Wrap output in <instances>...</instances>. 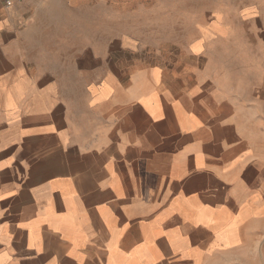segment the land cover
I'll return each mask as SVG.
<instances>
[{
	"label": "crops",
	"instance_id": "0c3cea01",
	"mask_svg": "<svg viewBox=\"0 0 264 264\" xmlns=\"http://www.w3.org/2000/svg\"><path fill=\"white\" fill-rule=\"evenodd\" d=\"M188 3L0 2V264H230L264 239V0Z\"/></svg>",
	"mask_w": 264,
	"mask_h": 264
},
{
	"label": "rangeland",
	"instance_id": "374dc122",
	"mask_svg": "<svg viewBox=\"0 0 264 264\" xmlns=\"http://www.w3.org/2000/svg\"><path fill=\"white\" fill-rule=\"evenodd\" d=\"M124 1V14L125 15H146L149 10H156L157 12L163 11V0H154L155 3H151L153 0H123ZM187 4L188 10L196 11L197 7L204 6L205 9H210L213 6L223 5L227 3V0H203L202 3H197L196 0H188ZM181 2L183 0H172V8L174 10H179L181 6ZM155 5V6H153ZM145 26H148L146 23ZM263 49L261 47H256L255 55H256V71L259 73L263 69L264 59L261 57ZM261 83L260 79L256 80V84L259 85ZM242 91L245 93H249V87L247 86ZM261 124L264 123V111L260 112ZM254 130V137L256 141L259 143L260 151L264 153V126H260ZM254 138V140H255ZM252 248V254L241 256L239 259H236L235 262L230 264H264V239L261 241H257Z\"/></svg>",
	"mask_w": 264,
	"mask_h": 264
},
{
	"label": "built area",
	"instance_id": "2783aa9c",
	"mask_svg": "<svg viewBox=\"0 0 264 264\" xmlns=\"http://www.w3.org/2000/svg\"><path fill=\"white\" fill-rule=\"evenodd\" d=\"M14 1H20V0H0V2L3 3L5 6H11Z\"/></svg>",
	"mask_w": 264,
	"mask_h": 264
}]
</instances>
